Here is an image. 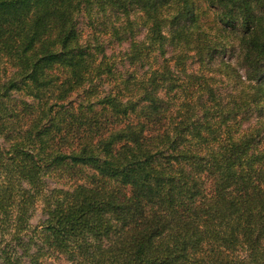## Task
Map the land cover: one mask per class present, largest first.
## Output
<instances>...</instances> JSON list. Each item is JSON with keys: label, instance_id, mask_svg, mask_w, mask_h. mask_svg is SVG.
<instances>
[{"label": "trees", "instance_id": "trees-1", "mask_svg": "<svg viewBox=\"0 0 264 264\" xmlns=\"http://www.w3.org/2000/svg\"><path fill=\"white\" fill-rule=\"evenodd\" d=\"M263 132L264 0H0V264H264Z\"/></svg>", "mask_w": 264, "mask_h": 264}, {"label": "rangeland", "instance_id": "rangeland-1", "mask_svg": "<svg viewBox=\"0 0 264 264\" xmlns=\"http://www.w3.org/2000/svg\"><path fill=\"white\" fill-rule=\"evenodd\" d=\"M82 10L77 17V26L81 33L83 40H90L92 43H98L104 50L106 56L109 59L116 62V65L121 69L128 67V63L125 59V53L129 48L128 40H119L113 34V27H119L121 29V23L123 19L116 17L115 14L110 10L102 11L98 6H90V9ZM212 13H209V18ZM131 19L137 20V14L131 15ZM137 26V25H136ZM138 28V26H137ZM145 33V29L142 27L138 28L136 38L141 39ZM170 47L168 48L169 51ZM167 51V50H166ZM157 52V51H155ZM169 52H166L165 56H168ZM161 57V56H159ZM227 58H230L232 61H235V56L232 53L226 55ZM186 69L188 72L197 71L199 65L193 61L192 58H189L185 61ZM227 89V88H225ZM224 90V88H223ZM255 121L254 116L250 119V122ZM264 133V132H263ZM57 180L50 181L51 185H55ZM42 217L40 207L34 212L31 222L37 224L39 219ZM45 264H67L66 261L62 258H47Z\"/></svg>", "mask_w": 264, "mask_h": 264}]
</instances>
